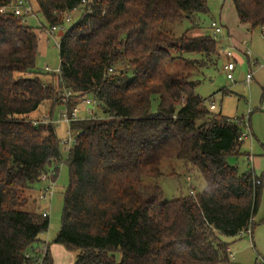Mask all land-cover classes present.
I'll use <instances>...</instances> for the list:
<instances>
[{
    "label": "trees",
    "instance_id": "16d2710c",
    "mask_svg": "<svg viewBox=\"0 0 264 264\" xmlns=\"http://www.w3.org/2000/svg\"><path fill=\"white\" fill-rule=\"evenodd\" d=\"M81 1L35 4L52 28ZM231 1L241 24L264 29V0ZM15 2L0 0V264H53L49 248L31 252L48 215L22 208L26 192L53 167L55 180L62 161L54 124L30 114L62 104L64 90L95 100L100 115L71 124L69 184L53 242L75 253L74 264L227 263L224 237L254 230L264 183L227 161L240 154L242 119L212 113L194 82L167 70L220 58L219 42L200 31L208 0H92L61 36L57 86L33 76L39 37L11 12ZM182 20L192 27L180 38L163 30ZM165 159L198 171L204 191L163 202L161 187L144 180L159 179Z\"/></svg>",
    "mask_w": 264,
    "mask_h": 264
},
{
    "label": "rangeland",
    "instance_id": "374dc122",
    "mask_svg": "<svg viewBox=\"0 0 264 264\" xmlns=\"http://www.w3.org/2000/svg\"><path fill=\"white\" fill-rule=\"evenodd\" d=\"M208 6L209 15L203 18L200 31L212 36L211 23L213 21L222 23L228 28L224 26L222 34L217 36V41L222 43L224 48L233 50L237 61L236 70L233 72L234 79H227L224 65L227 64L228 59L222 54L219 59L215 58L216 63L213 66H193L183 60L177 61L167 70L174 78H185L189 82H194L195 93L201 97L206 106L209 108L210 100L216 104L217 109L212 110V113L221 114L229 119L243 120V132L248 136L243 140L240 154L229 156L227 161L236 167L239 174L251 171L257 177H261L264 183V29L258 28L249 31L247 25L241 24L231 0H208ZM72 16L74 17L73 21L65 22L62 25L64 30H57L53 35L51 27L38 13L36 4L34 5V14L24 17L25 23L39 37L38 55L33 76L40 78L45 84L58 85L56 73L60 66L58 44L61 36L79 20L80 13L74 12ZM191 27L188 20H182L164 25L163 30L174 38H180ZM230 35L233 37L232 41ZM184 57L187 60L201 59L199 54H189ZM47 67L50 71H46ZM247 74L252 76V81L249 84L245 82ZM89 99L92 98L89 97ZM156 107L157 104L154 103L153 110ZM90 109L94 111V117L98 118L100 113L97 107L90 106ZM63 110V104H57L52 110V105L45 103L31 113L30 117L38 122L52 120L57 135L62 141L68 138L69 128L68 124L60 119ZM79 118H89L82 105ZM197 124L200 125V122ZM70 147L71 145L61 144L62 161L58 166L54 189L49 187L52 182L51 177L35 183L26 192L27 204L22 208L23 211L48 215L50 226L47 232L41 234L40 239L50 247L62 248L60 251L51 249L50 255L53 264H74L75 260L74 252L53 242L60 230L64 193L69 184L66 159ZM53 171L54 167L50 169L48 176ZM161 173L162 176L157 180L146 178L144 181L146 184L157 183L161 187L163 202L188 195L197 196L206 187L201 174L198 171L189 172L183 162L178 159H165L161 164ZM254 223L255 228L252 236L246 234L243 237H224L225 241L230 242V253L233 254V258L230 254L229 261L224 264L264 263V195ZM42 242H38L34 249L40 247ZM48 245L47 248H49ZM42 252L40 251L41 254ZM116 256L119 260L120 254H116Z\"/></svg>",
    "mask_w": 264,
    "mask_h": 264
},
{
    "label": "built area",
    "instance_id": "2783aa9c",
    "mask_svg": "<svg viewBox=\"0 0 264 264\" xmlns=\"http://www.w3.org/2000/svg\"><path fill=\"white\" fill-rule=\"evenodd\" d=\"M34 5H35L34 0H16L14 5L12 6L11 12L15 16L24 18L27 15L34 14ZM91 6H92V0H82L78 6H76L72 10L67 11L63 14L64 23L65 22L70 23L71 21H73L74 17L72 16V14L74 12H79L80 15L83 12H85L86 10H87V12H90ZM62 25L52 27L51 28V34L53 35L57 30L63 31L64 28L62 27ZM211 28H212V37L217 41V36L222 34L224 27L221 23L213 21L211 23ZM58 46H59V44H58ZM219 48H220L221 54L225 58L228 59L227 64L224 65V71L226 72L227 79L233 80L234 79L233 72L236 70V63H237L236 57H235L234 53L232 52L233 50L231 48H228V49L224 48L222 43H219ZM46 71H50V69L47 67ZM56 73H59V69L57 70ZM251 81H252V76L250 74H247L245 77V82L247 84H249ZM62 104L64 106V110L60 114V119H61V121L68 124L69 128H68V138L65 140H62L61 144H67L69 146L71 145V147H72L75 143V136H74L73 131L71 130V124L73 122H76V121L84 120L82 118H79V112L81 110V105L85 107V110H86L87 114L89 115V118H87V119H90V118H94V116H95V113L93 110L90 109V106H96V102H95V100H93V99L90 100L87 97L76 98L75 95L71 91L64 90V97H63V103ZM69 105H72V106L69 107ZM216 108H217L216 104L210 100L209 109L215 110ZM249 113L251 114L252 112H249ZM36 123H38V122H36ZM43 123H53V121L52 120H46ZM247 136L248 135H246V133L243 132L240 140L243 141ZM53 176H54V173L52 172L49 176L47 174V175H44L42 177V180H47L51 177L52 182H51V185L49 187H51L52 190L54 189V186H55V180L53 179ZM191 193H193V192H191ZM51 194H52V192H51ZM44 197H45V195L43 196V198ZM43 215L46 216L47 214L43 213ZM246 234L249 236L253 235L251 225L247 229L239 232L238 236L243 237ZM35 250L36 249L33 248L31 250V252H34ZM31 252L28 253L26 255V257H30Z\"/></svg>",
    "mask_w": 264,
    "mask_h": 264
},
{
    "label": "crops",
    "instance_id": "0c3cea01",
    "mask_svg": "<svg viewBox=\"0 0 264 264\" xmlns=\"http://www.w3.org/2000/svg\"><path fill=\"white\" fill-rule=\"evenodd\" d=\"M220 22H221V20H220ZM221 24H222V23H221ZM224 26H225V25L223 24V27H224ZM225 27H226V26H225ZM226 28H227V27H226ZM227 29H228V28H227ZM248 30L251 31L250 29H248ZM229 33H230V32H229ZM230 36H231V35H230ZM230 39H231V41H232L233 37L231 36ZM216 109H217V108H216ZM30 118H31V117H30ZM31 119H32V120H35V119H33V118H31ZM40 242H42V241H40ZM227 242L230 244L229 241H227ZM47 245H48L47 243H43V242H42V245H41L40 247H38L36 250H37V251H43V252H44V251L46 250V248H47ZM48 246H49V245H48ZM230 246H231V245H230ZM59 248H60V247H54V246H53V247H50V246H49V251H51V249H52V250L57 249V250L60 251L62 248H61V249H59ZM229 252H230V247H229ZM230 254H231V257L233 258V254H232V253H230ZM66 255H67V254H66Z\"/></svg>",
    "mask_w": 264,
    "mask_h": 264
}]
</instances>
